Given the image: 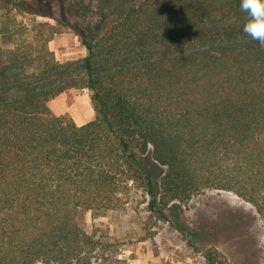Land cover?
Masks as SVG:
<instances>
[{"label":"trees","instance_id":"obj_1","mask_svg":"<svg viewBox=\"0 0 264 264\" xmlns=\"http://www.w3.org/2000/svg\"><path fill=\"white\" fill-rule=\"evenodd\" d=\"M66 3L95 18L74 27L86 55L60 61L49 42L62 27L17 15ZM0 12V264H125L82 222L139 191L163 217L231 191L264 224V46L239 0H0ZM72 89L94 110L81 125L49 106ZM204 257L230 264L217 248Z\"/></svg>","mask_w":264,"mask_h":264},{"label":"rangeland","instance_id":"obj_2","mask_svg":"<svg viewBox=\"0 0 264 264\" xmlns=\"http://www.w3.org/2000/svg\"><path fill=\"white\" fill-rule=\"evenodd\" d=\"M67 2L77 4L81 0ZM94 18L93 14L70 15L66 3L49 10L38 8L35 14L17 15V22L22 20L30 27L33 21H47L62 27L63 31L55 34L49 46L58 60L67 61L86 55L74 27ZM61 22L68 26H62ZM65 99L69 107H50L54 114H67L81 121L90 112L93 118L94 110L86 91L68 90L50 102L60 105L66 103ZM143 159L147 167L153 166L150 155ZM163 170L153 166L157 183ZM149 199L143 191L134 192L122 209L101 215L88 212L82 225L88 231L97 227L106 232L103 239L117 247V252L114 248L108 251L125 259V264H208L204 253L209 248H217L230 264H263L264 224L254 207L233 192L205 191L186 203H171L164 209L165 217L149 208Z\"/></svg>","mask_w":264,"mask_h":264},{"label":"clouds","instance_id":"obj_3","mask_svg":"<svg viewBox=\"0 0 264 264\" xmlns=\"http://www.w3.org/2000/svg\"><path fill=\"white\" fill-rule=\"evenodd\" d=\"M239 6L248 16L243 32L264 46V0H239Z\"/></svg>","mask_w":264,"mask_h":264},{"label":"crops","instance_id":"obj_4","mask_svg":"<svg viewBox=\"0 0 264 264\" xmlns=\"http://www.w3.org/2000/svg\"><path fill=\"white\" fill-rule=\"evenodd\" d=\"M56 99V98H55ZM55 99H53L52 101H54ZM66 100V103H63V104H60V105H57L56 103H51L50 102V107H69V103L67 102V99H65ZM90 100V99H89ZM85 102V101H84ZM72 104H70V106H71ZM76 105V104H75ZM73 106V107H76V106ZM92 106V105H91ZM92 114L89 112L88 113V115H86L85 117H84V119H82L81 121H79V120H77V119H74L75 120V122L78 124V125H81V124H84V123H86V122H88V121H90L91 119H93V118H91L90 116H91ZM94 117V116H93ZM88 118V119H87Z\"/></svg>","mask_w":264,"mask_h":264}]
</instances>
